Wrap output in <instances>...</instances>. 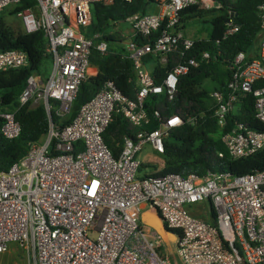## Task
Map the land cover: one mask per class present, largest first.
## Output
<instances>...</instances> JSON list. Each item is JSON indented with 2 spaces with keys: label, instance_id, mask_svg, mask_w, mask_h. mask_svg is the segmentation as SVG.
Returning a JSON list of instances; mask_svg holds the SVG:
<instances>
[{
  "label": "built area",
  "instance_id": "obj_1",
  "mask_svg": "<svg viewBox=\"0 0 264 264\" xmlns=\"http://www.w3.org/2000/svg\"><path fill=\"white\" fill-rule=\"evenodd\" d=\"M112 1L36 0V11L27 8L16 14L22 31H43L52 67L48 75L36 71L26 78L14 110L0 108V130L6 138H16L21 127L15 112L28 103L43 105L48 130L7 170H0V253L14 243L34 264H264V169L242 175L139 174L144 145L162 155L164 137L184 123L177 113L162 117L155 111L158 126L143 129L150 120L145 98L162 92L172 98L178 78L211 58L207 50L187 56L195 38L185 34L180 12L191 4L211 7L215 0H156L153 11L113 21L133 64L135 98L106 80L70 123L53 122L52 112L58 118L68 114L79 86L91 75L92 47L101 54L108 51L102 32L87 36L85 31L92 21V4ZM17 2L0 0V13ZM230 15L223 38L239 29ZM258 17L255 55L238 51L228 64L225 91H210L220 139L234 159L264 147V130L235 119L229 125L230 113L251 95L253 115L264 126V4L258 6ZM155 31L151 43L133 40ZM172 52L182 59L156 83L153 62L145 63L144 57L164 65ZM28 65L26 51H0V71ZM116 113L142 129L135 138L125 136L114 157L102 134ZM143 205L154 209L163 228L176 234L175 262L158 230L143 228ZM211 210V221L197 216Z\"/></svg>",
  "mask_w": 264,
  "mask_h": 264
},
{
  "label": "trees",
  "instance_id": "obj_2",
  "mask_svg": "<svg viewBox=\"0 0 264 264\" xmlns=\"http://www.w3.org/2000/svg\"><path fill=\"white\" fill-rule=\"evenodd\" d=\"M156 0H113L110 4L95 2L91 6L92 21L85 34L102 32L108 42V51L101 54L96 47H92L90 64L97 68L95 75H90L79 86L68 114L62 118L55 117L53 122L64 126L72 121L77 111L98 92L106 80H112L118 90L129 98H135L138 84L132 61L126 56L120 44L119 34L114 29L113 21H118L134 13L153 11ZM264 0H215L211 7L191 4L180 12L182 28L192 18L202 17L209 13L211 25L206 38H195L194 48L187 51V56L197 55L203 50L211 53L207 62L191 67L186 74L178 78L176 91L172 98L165 93L149 94L144 101L146 112L150 118L143 129H154L158 122L154 117L157 111L162 117L177 113L184 123L170 129L163 139L164 166L151 173L145 169L153 167L148 163H141L139 174L162 176L165 174L204 175L208 171L230 172L233 175H242L264 169V147L253 154L231 158L224 143L220 139L221 129L213 115V100L210 91L217 89L225 91L230 77L228 64L238 51L253 52L259 31L258 6ZM31 8L36 11V0H19L11 9H4L0 13V51L7 49H22L29 57V65L21 68L0 71V108L2 111L14 110L18 106V95L25 86L26 78L33 72L40 71L45 59L47 40L42 30L24 32L15 30L7 23L5 16H16L17 12ZM236 14V23L239 29L223 38L227 28L225 19L230 13ZM113 30V31H112ZM158 32L149 37L141 35L133 38L138 42H153ZM182 58L178 53L168 54L167 64L160 65L147 55L145 63L153 62L151 73L156 83H159L165 72L171 69ZM253 97L248 95L238 103L236 109L230 113L229 125L235 119L243 122L250 128L264 130V126L253 115ZM196 117L195 122L187 121L188 117ZM15 118L20 123V134L16 138H6L0 130V170H7L11 164L21 158L29 148V144L42 140L48 130V117L42 104L31 107L30 103L20 107L15 112ZM2 120L0 119V128ZM142 128L133 125L122 113L113 115L112 121L103 132V140L110 148L114 157L122 149L125 136L135 138ZM221 153L222 155H219ZM208 221L214 216L213 210L206 216L197 214Z\"/></svg>",
  "mask_w": 264,
  "mask_h": 264
},
{
  "label": "rangeland",
  "instance_id": "obj_3",
  "mask_svg": "<svg viewBox=\"0 0 264 264\" xmlns=\"http://www.w3.org/2000/svg\"><path fill=\"white\" fill-rule=\"evenodd\" d=\"M14 6L13 4L6 7L7 10L11 9ZM5 8V9H6ZM212 17L211 14L206 13L203 14L202 17L192 18L185 25L186 34L190 35L192 38L200 37L205 38L210 31L211 25L209 23V19ZM5 20L11 27L15 30H22V22L17 16H5ZM117 29V28H116ZM258 46V42L255 43V50ZM256 52V51H255ZM52 67V60L50 57L45 59L42 66L39 68V73H43V75H48ZM150 67V65L148 66ZM145 146V145H144ZM144 148V147H143ZM150 153V148L146 146L145 150L141 152V157L146 158ZM152 154H157L155 152H151ZM141 222L144 229L147 228H156L160 233L169 258L172 261H176V234L170 230H166L163 228L162 222L158 217L156 211L151 208H145L141 211ZM0 264H34L33 259L30 255H27L25 252L21 251L16 244L10 245L9 249L6 252L0 253Z\"/></svg>",
  "mask_w": 264,
  "mask_h": 264
},
{
  "label": "crops",
  "instance_id": "obj_4",
  "mask_svg": "<svg viewBox=\"0 0 264 264\" xmlns=\"http://www.w3.org/2000/svg\"><path fill=\"white\" fill-rule=\"evenodd\" d=\"M123 29H125V28H123ZM184 30H185V28H184ZM127 31V30H126ZM185 32V34H186V31H184ZM186 35H188V34H186ZM188 36H190V35H188ZM191 37V36H190ZM207 37V36H206ZM205 37V38H206ZM200 38V37H199ZM203 38V37H202ZM94 69V72H91V75H94V74H96L97 73V68L95 67V66H90V69ZM146 146H148L149 148H150V153L148 154V156L146 157V158H142L141 157V152L143 151V150H145V148H146ZM143 150L140 152V154H139V158H140V160H141V163H148V164H151L153 167H148V168H146L145 169V172L146 173H151V172H154V171H156V170H159V169H161L163 166H164V159H163V157H162V155H160V154H152L151 152H154V150L151 148V146L149 145V144H146L145 146H144V148H143ZM156 153V152H155ZM145 208H148V206L147 205H143V209H145ZM142 209V210H143ZM13 244V243H12ZM12 244H10V245H12ZM10 247V246H9Z\"/></svg>",
  "mask_w": 264,
  "mask_h": 264
},
{
  "label": "water",
  "instance_id": "obj_5",
  "mask_svg": "<svg viewBox=\"0 0 264 264\" xmlns=\"http://www.w3.org/2000/svg\"><path fill=\"white\" fill-rule=\"evenodd\" d=\"M230 16H233V17H232V20L236 21V18H235V17H236V14H235V13L231 14ZM228 19H229V18H226V19H225V22H227Z\"/></svg>",
  "mask_w": 264,
  "mask_h": 264
},
{
  "label": "bare ground",
  "instance_id": "obj_6",
  "mask_svg": "<svg viewBox=\"0 0 264 264\" xmlns=\"http://www.w3.org/2000/svg\"><path fill=\"white\" fill-rule=\"evenodd\" d=\"M89 72H90V73H91V72H94V69H92V68H91V69H89Z\"/></svg>",
  "mask_w": 264,
  "mask_h": 264
}]
</instances>
